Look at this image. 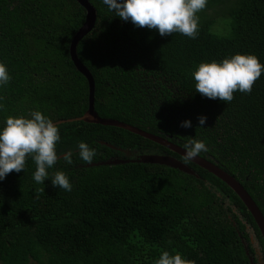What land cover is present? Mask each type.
Masks as SVG:
<instances>
[{
	"label": "trees",
	"instance_id": "obj_1",
	"mask_svg": "<svg viewBox=\"0 0 264 264\" xmlns=\"http://www.w3.org/2000/svg\"><path fill=\"white\" fill-rule=\"evenodd\" d=\"M89 1L97 21L77 51L95 79L99 115L184 148L203 140L208 151L199 156L235 177L264 215V72L250 93L236 91L227 104L196 92L191 75L201 62L236 53L264 64V0H208L195 39L162 37L122 21L103 0ZM85 19L77 0H0V61L11 77L0 87V127L34 111L56 122L88 110L89 82L70 54ZM202 114L205 127L198 126ZM185 119L192 128L180 127ZM57 126L60 158L48 172L65 173L72 190L54 188L51 178L36 183L31 156L24 171L0 181V264H154L164 250L194 264H252L251 256L264 264L255 218L215 174L120 127ZM81 141L96 149L91 163L165 153L198 176L151 163L91 167L79 156Z\"/></svg>",
	"mask_w": 264,
	"mask_h": 264
},
{
	"label": "clouds",
	"instance_id": "obj_2",
	"mask_svg": "<svg viewBox=\"0 0 264 264\" xmlns=\"http://www.w3.org/2000/svg\"><path fill=\"white\" fill-rule=\"evenodd\" d=\"M208 0H103V3L116 13L122 21H130L136 27H147L158 31L160 36L180 33L190 39L198 35L199 17ZM264 72V64L255 54L236 53L221 61L201 62L191 73L195 81V91L209 99H218L225 104L230 103L234 92L250 93L254 83ZM11 80L7 66L0 61V87L6 86ZM198 126L205 127L207 116L197 117ZM181 128H192L190 119L180 123ZM61 136L59 127L40 111L25 116L8 117L0 127V181L15 171L25 170L29 156L36 164L33 179L38 184H45L51 178L54 188L71 191L72 184L68 176L57 171L49 176L52 168L60 158L56 144ZM79 156L85 163H91L96 157V149L86 142L78 144ZM208 146L203 140L192 139L185 145V160L196 158L201 152H207ZM66 163H72V153H64ZM154 264H194L181 253L162 251Z\"/></svg>",
	"mask_w": 264,
	"mask_h": 264
},
{
	"label": "water",
	"instance_id": "obj_3",
	"mask_svg": "<svg viewBox=\"0 0 264 264\" xmlns=\"http://www.w3.org/2000/svg\"><path fill=\"white\" fill-rule=\"evenodd\" d=\"M82 6L86 9V19L83 25L79 28L77 33L75 34L71 46H70V54L72 61L74 62L77 69L88 79L89 82V108L88 110L79 117L76 118H69V119H62L59 121L54 122L56 125L66 123V122H73V121H84L87 123H95L101 124L105 126H115L126 129L132 133L138 134L144 138L150 139L162 146H165L172 150L173 152L185 156V148L172 142L169 138L156 135L154 133L148 132L142 128L137 126L131 125L129 123L112 119V118H105L99 115L95 108V79L89 70V68L81 61L78 55V44L80 41L87 36L95 27L97 21V9L96 7L89 1V0H77ZM112 148H115L114 145H109ZM127 155H131L130 151H125ZM190 161L194 162L195 164L201 166L202 168L210 171L211 173L215 174L225 183H227L243 200L249 211L252 213L255 221L258 224V227L261 230L262 236L264 238V215L252 198V196L248 193L245 187L231 174L227 171L216 165L215 163L201 157L197 156L194 159H190ZM129 162H137V163H151V164H159L168 166L171 168L179 169L185 173L192 174L198 176L193 168H191L187 163L182 161L181 159L175 157L171 154H141L137 155V158L133 159H123L119 157L111 158L107 161L97 162V163H89L88 166H100V165H117ZM250 260L252 264L254 263V258L251 256Z\"/></svg>",
	"mask_w": 264,
	"mask_h": 264
}]
</instances>
